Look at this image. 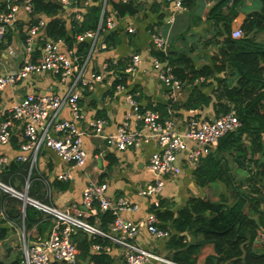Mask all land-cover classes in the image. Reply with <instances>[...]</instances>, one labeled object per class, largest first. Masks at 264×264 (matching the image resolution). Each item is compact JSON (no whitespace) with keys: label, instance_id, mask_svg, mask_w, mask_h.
I'll return each instance as SVG.
<instances>
[{"label":"crops","instance_id":"1","mask_svg":"<svg viewBox=\"0 0 264 264\" xmlns=\"http://www.w3.org/2000/svg\"><path fill=\"white\" fill-rule=\"evenodd\" d=\"M83 1L80 0L79 3ZM117 2L132 4L136 8L135 15L118 17L112 7V4ZM4 5L5 0H0V16L7 10ZM62 5L63 11L58 17L62 21L67 36H71L76 5L72 0H67V3ZM262 7V0H182V7L178 10L174 3L168 0H108L107 12L116 14L115 26L111 30L116 31L115 37L112 35L106 49L97 47L91 52L87 68L83 73V78H89L91 73H100L103 75L101 81L93 83L92 89L82 82L75 85V90L79 93L77 105L82 116L80 119H72L68 107L60 112L61 118L73 120L81 132L82 147L86 153L85 164L72 167L58 157L53 150L42 146L29 172L27 165L14 160L19 153V144L23 141L20 137L22 125L16 123L10 142L0 144V157L5 156L8 159V163L0 165V175L10 172L11 167H16L20 173L17 172L10 183L1 180L0 182L18 192H24L28 183L27 196L31 200L61 212H65L72 205H81L82 191L88 182H105L106 195L111 201L116 202L119 198H123L136 206L133 211L120 212L119 216L122 219L138 222L151 214L156 218L155 225L169 232L167 237L160 238L152 236L147 229H141L129 241L179 263L169 257L171 251L167 246L168 240L175 232L170 227L171 223L166 226L160 214L165 211L176 213L187 205L189 199L220 202L221 197L225 196L229 202L234 200L232 189L226 178L206 183L201 178L205 168L201 170L198 167L216 148L203 156L198 165L187 160L185 151L180 152L176 160L180 172L176 176H162L164 186L161 191L152 196H145L140 195L139 191L156 179V175L148 168L151 154L160 150L156 137L148 130L142 129L141 123L130 117L129 131L141 130V133L147 136V142L141 143L138 147L130 146L120 151L108 142V138L115 135L126 115L132 112L128 101L129 95L137 103L141 112L145 110L155 112L160 123L170 121L181 133L192 117L212 121L224 114L221 111L217 112V108H223L225 103L229 108L227 112L233 110L237 115L234 104L226 102L219 95L223 85L230 84L234 87L237 84L236 77L233 81V72L228 64L227 55L233 46L232 43H235L236 47L241 43L249 44L245 46V49L249 48V50L254 46L264 47V28L252 29L248 35L251 39L247 42L241 41L244 37L247 18L259 13ZM36 18L47 21L43 13H34L32 20ZM32 20L30 14L20 8L15 23L7 28L4 39L0 42V74L16 72L25 57H29L30 61L34 62L40 59V48L49 37L45 27L40 29L34 37L31 54H27L24 38ZM127 28L132 31L129 32ZM234 29H241L243 37L231 38L230 33ZM154 34L162 37V47H157L153 42ZM88 49L89 47L87 51ZM133 54L139 55L141 63L133 71L127 72ZM177 58H184L183 63L172 60ZM153 59L158 60L162 67L168 66L177 80L179 78L175 75L174 68H179V72L184 75L183 80L179 79L181 89L176 95L172 96L173 88L158 78ZM105 63L107 67L102 71L100 67ZM73 78L74 73L65 81H61L58 75L49 71L32 74L0 92V110L11 107L28 93L63 95L68 91ZM119 84L123 86V89L116 87ZM189 103L192 105L187 106ZM96 118L105 121L102 132L99 134L86 128L87 120ZM188 145L189 148L196 146L194 142H189ZM247 150L251 151L249 145ZM256 160H259L257 164L264 162V158L259 153H254L253 157L248 154L240 162L235 159L230 160L229 174L235 179L243 178L244 181L251 178L250 182L264 194V174L260 173V168L255 164ZM65 172H69L71 177L65 180L58 179V175ZM236 181L240 182V179ZM246 187L249 192L248 184ZM11 197L20 202L16 204L17 213L12 215L11 219L9 216L8 220L0 219V233L3 232L5 236L0 240V259L5 264L18 254L21 260V231L28 242L41 241L47 238L55 221L49 211L29 203L25 205L22 214L23 201L18 197ZM261 205L264 208V199H261ZM27 206L41 212L40 215H35L36 221H33L30 226L25 224ZM100 214L97 212L96 215L85 220L90 225L108 232L112 221L103 223ZM45 221L48 224L44 227L42 223ZM170 221L169 219L168 222ZM83 232L87 233V237L92 240L89 246L92 254L103 253L109 256L112 264H124L121 247L111 244L102 236L93 235L84 229ZM187 239L189 240L190 237ZM261 240H263V234L259 233L257 243L253 245L257 250H260ZM73 242L77 247L76 242L74 240ZM96 244L108 250H95ZM89 257L85 259L78 257L77 264H93ZM59 262L52 260L50 264ZM146 264L156 263L151 261Z\"/></svg>","mask_w":264,"mask_h":264},{"label":"built area","instance_id":"2","mask_svg":"<svg viewBox=\"0 0 264 264\" xmlns=\"http://www.w3.org/2000/svg\"><path fill=\"white\" fill-rule=\"evenodd\" d=\"M168 1H172L177 10L182 7V0ZM60 2L66 4L67 0H61ZM107 2L108 0L99 1L101 14L96 27L75 35L71 47L67 46L63 38L46 39L40 48L39 60L34 62L30 61L29 57H25L16 72L0 74L1 92L4 88L14 85L17 81H21L32 74L49 71L58 75L61 81H65L74 73L73 81L65 94L41 95L28 93L11 107L0 110V144L9 143L13 137L15 124H21L20 137L23 141L19 144V153L14 160L26 164L29 172L42 146L53 150L58 157L72 167H80L85 164L86 153L82 147L81 132L73 120L61 118L60 112L63 108L68 107L72 119H80L82 116L77 105L79 93L75 90V85L82 82L92 89L93 83L101 81L103 75L100 73H91L89 78H83V73L87 68L91 52L96 50L97 47L98 49L107 48L104 36L115 26L116 14L107 13ZM80 5L83 7L76 9L73 15V20L77 23L83 20V11L90 7L91 0H84ZM5 7H7V10L0 16V42L4 39L7 28L15 23L20 8L30 14L31 20L34 15L31 0H5ZM45 25L46 22L43 18H36L29 24L24 38L27 54H31L34 37ZM128 31L132 30L129 28ZM230 37L234 39L242 38L243 31L234 29L231 31ZM85 41L89 42V49L86 53L79 54L77 44ZM153 42L159 48L163 46V39L159 34L153 35ZM140 63L139 55L133 54L131 64L126 71H133ZM153 66L160 81L173 88L171 95H176L181 89V82L172 75L170 68L168 66L162 67L156 59H153ZM106 67L107 64L105 63L101 65L100 69L104 71ZM116 87L123 89L121 84ZM128 101L132 112L126 115L117 128L115 135L108 138V142L121 151L130 146L138 147L141 143L148 141L147 136L142 134L141 130L129 131V118L132 117L133 120L141 123L142 129L148 130L151 135L156 137V143L160 148L159 151L151 154L148 164L149 170L156 175V179L140 190V195L152 196L158 193L164 186L162 176H176L180 172V168L176 163L180 152L185 151L187 160L194 165H198L203 156L216 148L222 136L240 126V121L232 110L221 114L212 121L192 117L186 123V129L181 133L170 121L160 123L155 112L150 110L141 112L132 96H128ZM86 123L87 130L99 134L102 132L105 121L96 118L89 119ZM189 142H194L196 146L189 148ZM6 163H8L7 157H0V165ZM70 177L69 172L58 175V179L61 180ZM27 188L28 183L24 192H18L9 185L0 182L1 191L23 201L22 214L25 205L29 203L49 211L55 221L47 238L41 241L28 242L25 236H22L21 231V264H50L52 260L65 264H77L78 249L71 237L76 227L83 228L93 235L102 236L111 244L121 247L124 264H146L151 261L156 264H179L152 251L138 247L129 241L141 229H147L152 236L160 238L167 237L169 232L158 228L155 225L156 218L151 214L147 215L146 219L138 222L122 219L119 216L120 212L133 211L136 206L123 198H119L116 202L111 201L106 195L107 184L105 182H88L82 191L81 205H72L65 212L31 200L27 196ZM103 211H110L113 215L108 232L90 225L85 220L96 215L97 212ZM0 219L8 220L6 207L1 202ZM94 249L108 250L100 244H96Z\"/></svg>","mask_w":264,"mask_h":264},{"label":"trees","instance_id":"3","mask_svg":"<svg viewBox=\"0 0 264 264\" xmlns=\"http://www.w3.org/2000/svg\"><path fill=\"white\" fill-rule=\"evenodd\" d=\"M72 1L76 5V9L82 8L80 0ZM99 1L91 0L90 7L83 11V20L79 23L73 21L71 36H67L62 21L58 17L63 11L61 2L31 0V3L33 13L45 14L47 18L45 30L48 37L51 39L63 38L67 46L71 47L75 35L96 27L101 14ZM262 3L261 11L247 18L246 28L243 29L244 37L241 41L247 42L251 39L248 35L252 29L262 30L264 28V0ZM112 7L118 17L132 16L136 13V8L128 2H117L112 4ZM114 32L116 31H110L104 36L107 46L110 44V39L115 37ZM232 44L227 61L233 72V81L237 78V84L234 87H231L230 84L223 85L219 95L226 102L234 104L240 126L220 138L214 152L198 169L205 168L201 174L205 183L226 178L232 189L234 200L229 202L225 196L221 197L220 202L189 199L187 205L176 213L165 211L160 214V218L166 222V226L171 223L170 227L175 232L167 242L171 251L169 257L181 264H264V208L261 205L264 194L250 182L251 178L245 181L250 191L241 189L242 184L237 182L235 177H231L228 168L230 160L235 159L240 162L248 154L253 157L254 153H259L264 158V47L254 46L249 50V48L245 49V46L249 44L241 43L237 47L235 43ZM88 46L86 41L79 43L78 53H86ZM172 60L183 63L184 58ZM179 70V68H174V73L180 80H183L184 75ZM191 105L187 104V106ZM228 110L226 103L223 108H217V112L221 111L222 113H226ZM247 145L251 151L247 150ZM258 161L256 160L255 164L260 168V173L264 174V162L257 164ZM24 165L26 166V164ZM17 172L20 173L16 167H11L10 172L2 173L0 177L4 182L10 183ZM0 202L4 203L6 214L11 219V216L17 213L15 206L20 201L0 190ZM40 214L41 212L38 210L27 206L25 224L30 226L33 221H36L35 215ZM100 215L103 223L111 222L113 219L110 211L101 212ZM169 219L170 222H168ZM48 222L50 224L49 220ZM47 224L46 221L42 223L44 227ZM76 228L77 231L71 237L77 244L78 257L85 259L90 256V261L93 264H112L108 255L92 254L89 249L92 240L87 237V233L83 232V229ZM259 233L263 234V240L259 242L260 250H257L253 245L257 243ZM4 237V233H0V240ZM0 264L5 263L0 259ZM7 264H20V255L18 254Z\"/></svg>","mask_w":264,"mask_h":264},{"label":"water","instance_id":"4","mask_svg":"<svg viewBox=\"0 0 264 264\" xmlns=\"http://www.w3.org/2000/svg\"><path fill=\"white\" fill-rule=\"evenodd\" d=\"M239 179H240V182H241L243 188H244L245 190H247L246 183H245L244 179H243V178H238V179H236V180H239Z\"/></svg>","mask_w":264,"mask_h":264},{"label":"rangeland","instance_id":"5","mask_svg":"<svg viewBox=\"0 0 264 264\" xmlns=\"http://www.w3.org/2000/svg\"><path fill=\"white\" fill-rule=\"evenodd\" d=\"M0 180L3 181V179L1 177H0ZM259 247H261V245Z\"/></svg>","mask_w":264,"mask_h":264}]
</instances>
